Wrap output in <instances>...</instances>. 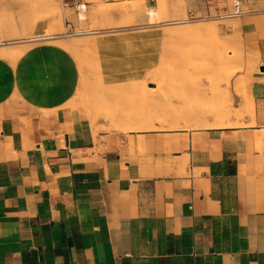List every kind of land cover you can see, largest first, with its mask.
Here are the masks:
<instances>
[{"label": "crops", "instance_id": "1", "mask_svg": "<svg viewBox=\"0 0 264 264\" xmlns=\"http://www.w3.org/2000/svg\"><path fill=\"white\" fill-rule=\"evenodd\" d=\"M131 1L167 20L233 11ZM239 7L254 61L242 126L93 131L66 108L80 75L68 51L0 58V264H264V0Z\"/></svg>", "mask_w": 264, "mask_h": 264}, {"label": "rangeland", "instance_id": "2", "mask_svg": "<svg viewBox=\"0 0 264 264\" xmlns=\"http://www.w3.org/2000/svg\"><path fill=\"white\" fill-rule=\"evenodd\" d=\"M73 1L0 0V58L10 59L11 50H27L40 44L58 45L68 51L80 75L76 93L66 108L93 131L128 133L131 124L133 131H146L236 127L246 123L254 61L235 36L233 19L217 20L213 14L174 25L170 23L187 17L153 18L149 16L151 5L145 8L131 0H118L122 1L120 5L111 4L116 0H85L92 7L85 9L80 19ZM197 27L204 31L183 37L166 34L169 30ZM71 29L97 33L70 36ZM47 33L57 37L29 40ZM87 42L93 44L91 49L74 45ZM221 58L225 60L223 65L217 62ZM162 76L166 78L161 83L151 79ZM160 94H164L163 98ZM180 97L187 101L180 103ZM185 107L187 111L205 110L203 122L198 123L204 126L180 122V126L173 127L175 122L162 125L153 121L162 117L163 111V116L172 117ZM168 110L172 113L167 114ZM146 117L150 125L141 121Z\"/></svg>", "mask_w": 264, "mask_h": 264}, {"label": "bare ground", "instance_id": "3", "mask_svg": "<svg viewBox=\"0 0 264 264\" xmlns=\"http://www.w3.org/2000/svg\"><path fill=\"white\" fill-rule=\"evenodd\" d=\"M168 24V23H167ZM170 24H176V23H170ZM167 26V25H166ZM169 26H171V25H169ZM175 29V28H174ZM204 30H203V28L202 27H197V28H187V29H181V30H169L166 34L167 35H173V36H176V37H183V36H190V35H192V34H196V33H202ZM210 32V31H209ZM208 32V33H209ZM97 33V32H96ZM57 37V36H56ZM53 34H43V35H41V36H34V37H31V38H29V40H30V42H35V41H45V40H51V39H55L56 38ZM7 44V43H6ZM9 44V43H8ZM3 45V42H2V40H0V46H2ZM74 45H76V46H80V47H82V49L84 48V49H86V50H88V49H91L92 47H93V44L91 43V42H87V43H85V44H83V43H79V44H74ZM25 51L26 50H11L10 52H9V50H8V54H9V58L10 59H8V60H11V62L12 61H16V60H18L24 53H25ZM1 52V51H0ZM5 54V53H4ZM3 55V54H2ZM199 56V55H198ZM195 57V56H194ZM2 58V57H1ZM197 59V58H196ZM219 64H224L225 63V60L223 59V58H221L220 60H218L217 61ZM164 75V74H163ZM165 76H162L161 78H155V77H153V78H151V79H155L156 81H158L159 83H161V82H163L164 80H165ZM155 83V82H154ZM177 92V91H176ZM179 93V92H178ZM169 94V93H168ZM158 95H159V93H158ZM164 95V94H163ZM162 94H160V96H161V98H163L162 96H163ZM174 96V95H173ZM175 97H177V96H175ZM160 98V99H161ZM174 98V97H173ZM182 100H180V99H177V98H175V99H177V100H180V103H183L184 104V102H182V101H187V98L185 97V100L183 99V97H180ZM174 100V99H173ZM179 103V104H180ZM173 104V103H172ZM169 105V104H168ZM167 105V106H168ZM165 106V105H164ZM179 106H181V104L179 105ZM178 107V106H177ZM190 107V106H189ZM166 109V108H165ZM167 109H168V107H167ZM187 109V107H185V108H181V109H178L179 111L177 112L178 114L177 115H175V116H172V117H169V116H167V115H164L163 116V113H164V111H163V113H162V117H160V118H158V119H154L153 121H156V122H159V123H161L162 125L164 124V123H174L175 122V124L176 125H173V123L172 124H170V125H173V127H177V125H179L178 123H180V122H182L183 123V125L184 124H186V123H192V124H190V125H193V123H196L195 125H201V126H204V125H202V123L201 124H198V123H200V122H203V120H204V115H205V113H204V111H200V109H198V111L196 110L195 112L193 111V110H191V111H187L186 110ZM190 109H192L191 107H190ZM167 111V110H166ZM169 113H172V112H169V110H168V112H167V114H169ZM197 113H199V114H197ZM136 114V113H135ZM146 114V113H145ZM164 114H166V112L164 113ZM138 115V114H137ZM149 115V114H148ZM133 116V115H132ZM130 117V116H129ZM132 118V117H131ZM143 118V117H142ZM209 118V117H208ZM216 118V117H215ZM113 119V118H112ZM149 119V120H148ZM118 120V119H117ZM216 120H218V119H216ZM141 121L143 122V123H148L149 124V122L151 121L150 120V118H144V119H141ZM133 122V121H132ZM130 123H131V121H130ZM151 123V122H150ZM208 123V122H207ZM128 124V123H127ZM126 124V125H127ZM133 124H134V122H133ZM187 124V125H188ZM204 124V123H203ZM124 125V124H123ZM150 125V124H149ZM195 125H193V126H195ZM206 125V124H205ZM131 126H132V124H131ZM130 126V131H133V129H132V127ZM156 126V125H155ZM160 126V125H159ZM180 126V125H179ZM178 126V127H179ZM196 126V127H197ZM208 125H206L205 127H207ZM120 127H122V130H129V127H126V126H120ZM148 127V126H147ZM164 127V126H163ZM134 128V127H133ZM170 128V127H169ZM195 128V127H194ZM158 129V128H157ZM139 131V130H138Z\"/></svg>", "mask_w": 264, "mask_h": 264}, {"label": "built area", "instance_id": "4", "mask_svg": "<svg viewBox=\"0 0 264 264\" xmlns=\"http://www.w3.org/2000/svg\"><path fill=\"white\" fill-rule=\"evenodd\" d=\"M233 1V11L231 12H223V13H218L217 15L213 16V18H216L217 20H227V19H232L235 17H238L241 14L240 7H239V0H232ZM74 6V9L77 12L78 18L82 19V14L84 13L85 10V5L80 4L78 0H74L71 3ZM212 16H207L206 18H210ZM194 17H189L187 19L183 20H178V21H173L172 23L176 24H183L188 21L193 20ZM96 31L94 30H89V29H71L70 33L68 35L70 36H87V35H93L95 34Z\"/></svg>", "mask_w": 264, "mask_h": 264}]
</instances>
